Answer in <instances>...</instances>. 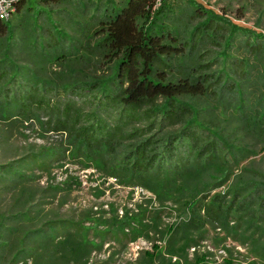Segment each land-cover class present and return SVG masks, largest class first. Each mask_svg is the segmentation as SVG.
Here are the masks:
<instances>
[{"label":"trees","instance_id":"obj_1","mask_svg":"<svg viewBox=\"0 0 264 264\" xmlns=\"http://www.w3.org/2000/svg\"><path fill=\"white\" fill-rule=\"evenodd\" d=\"M64 1H18L8 20L0 18V46L8 43L12 24L24 22L27 14L34 21L52 19L48 10L34 3L50 7ZM99 1L98 27L90 42H79L75 52L66 50L71 44L66 32L45 27L49 40L39 37V48L44 56L51 53L45 60L55 75L49 80L8 56L0 60V118L9 125L27 123L44 133L66 136L76 154L101 164L125 185L146 188L162 202L183 193L176 201L185 198L180 205L189 214L186 223L167 229L164 252L155 245L136 264H207L206 254L196 256L193 263L188 259V249L198 243L194 232L206 224L223 230L219 242L231 238L249 247L252 259L245 264H264V173L248 168L237 172L241 158L236 154L242 148L230 145L204 119L207 105H217L220 94L223 98L242 93L249 69L257 68L250 57L264 60V32L236 24L196 0H186L192 11L179 18L175 0H127L120 7L114 0ZM179 21L193 27L189 38L169 24ZM239 39L247 58L228 52L230 43ZM189 61L197 65L187 73ZM73 64L83 70L75 72ZM230 73L235 77L232 82ZM243 118L252 125L250 112ZM263 123L254 121L255 126ZM259 132L264 128L259 126ZM54 154L47 148L31 152V161L1 167L0 181L8 174L9 180L24 183L29 178L24 168L46 169ZM229 181L227 191L211 194ZM35 192L28 191L31 196ZM59 223L70 229L63 221L51 222L35 236L54 239ZM153 229L158 231V226ZM13 232L0 218V257ZM64 233L61 243L68 244L73 236L70 230ZM74 251L81 258L90 252L80 243ZM223 264H234V259L224 258Z\"/></svg>","mask_w":264,"mask_h":264},{"label":"rangeland","instance_id":"obj_2","mask_svg":"<svg viewBox=\"0 0 264 264\" xmlns=\"http://www.w3.org/2000/svg\"><path fill=\"white\" fill-rule=\"evenodd\" d=\"M114 1L120 7L127 0ZM196 1L220 14H226L236 24L264 32V0ZM173 4L178 18L192 11L186 0H175ZM101 5L99 0H67L50 7L40 2L34 3L37 8L48 10L52 19L43 17L34 21L27 14L24 22H14L8 43L0 46V60L8 56L22 67L39 71L41 77L49 80L50 74L55 75L45 60L51 53L44 56L39 48L42 41L39 37L49 40L44 36L45 27L66 32L71 43L66 50L75 52L79 42H90L98 27L97 13L102 10ZM171 23V27L181 31L182 37L189 38L193 29L191 25L184 21ZM230 46L232 49L229 53L233 52L241 58L249 57L243 49L242 39L230 43ZM6 49L8 53L4 51ZM79 50L82 53V49ZM28 58L33 64H29L31 60ZM250 59L257 68L249 69L250 79L240 86L242 93L227 94L223 98L220 94L217 105L211 102L207 105L208 114L204 119L205 123L219 130L230 145L242 148L243 151L236 154L241 158L237 172L248 168L251 172L264 173V135L259 134L264 132L257 133L259 126L264 128V123L254 125V121H264V60ZM188 63L186 72H194L197 62ZM216 67V64L212 65L211 71ZM71 69L75 72L83 70L75 64ZM228 76V81H234L231 73ZM247 111L253 120L249 126L243 118ZM249 128L253 131H249ZM43 148L55 153L46 169L24 168L23 174L29 177L24 183V180H9L8 174L3 175L5 179L0 181V218L7 228L14 229L9 247L0 257V264H136L145 251L155 250V245L161 246L164 252L167 229L172 225L182 226L189 218L184 205H180L185 201L183 193H178L182 196L181 201H176L179 195L173 193V201L162 202L146 188L125 185L109 176L101 164L76 154V149L66 136L44 133L39 127L27 123L9 125L0 118V168L18 166L24 160L31 161V152L37 153ZM230 185L229 181L211 194L224 193ZM49 186L55 187V190L48 191L52 189ZM34 190L36 192L31 196L28 191ZM59 221L70 229L60 228L62 224L59 223L54 239L35 236L34 232L46 228L48 223ZM155 224L158 231L153 229ZM68 230L73 236L72 241L62 244L64 232ZM194 236L198 243L188 249L191 263L202 254L207 255V264H223L224 258L229 257L234 259V264H245L252 259L247 245L242 246L231 238L219 242L217 238L224 236L221 228L206 224L195 231ZM77 243L85 244L89 254L83 258L76 254L74 249ZM225 248H229L230 252ZM175 260L172 259V262Z\"/></svg>","mask_w":264,"mask_h":264},{"label":"built area","instance_id":"obj_3","mask_svg":"<svg viewBox=\"0 0 264 264\" xmlns=\"http://www.w3.org/2000/svg\"><path fill=\"white\" fill-rule=\"evenodd\" d=\"M18 1L20 0H0V18L2 20H8L11 17Z\"/></svg>","mask_w":264,"mask_h":264}]
</instances>
